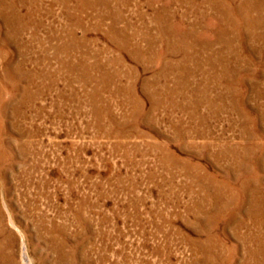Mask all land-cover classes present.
I'll return each instance as SVG.
<instances>
[{"label":"rangeland","instance_id":"1","mask_svg":"<svg viewBox=\"0 0 264 264\" xmlns=\"http://www.w3.org/2000/svg\"><path fill=\"white\" fill-rule=\"evenodd\" d=\"M13 1L0 264H264V20Z\"/></svg>","mask_w":264,"mask_h":264},{"label":"bare ground","instance_id":"2","mask_svg":"<svg viewBox=\"0 0 264 264\" xmlns=\"http://www.w3.org/2000/svg\"><path fill=\"white\" fill-rule=\"evenodd\" d=\"M19 1L25 2V0H19ZM78 1L80 4H83V5H87V4L92 5L95 1L96 2H106L103 0H99V1L98 0H78ZM156 1L159 2L161 0H145V2H147L150 6L153 5ZM172 4L184 5L186 6L185 8L189 10V13L194 12L195 16H198V17H205V18L208 17L211 19L225 20V21L237 20V21H246V22L264 20V0H167L161 3L162 10L164 9L163 11H165L169 9ZM187 13L188 12H186V14ZM16 14L18 15L17 16L18 18L17 17L16 18L18 20L19 19L22 20L21 18L23 16L21 17L20 14L16 12L15 1L0 0V16L1 17H3L4 19L6 18L8 21L12 15H16ZM12 17H15V16H12ZM158 19H159V16H158ZM9 21H13V20H9Z\"/></svg>","mask_w":264,"mask_h":264}]
</instances>
